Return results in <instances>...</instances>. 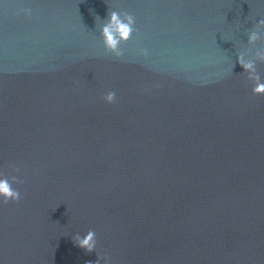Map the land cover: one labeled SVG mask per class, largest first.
Returning a JSON list of instances; mask_svg holds the SVG:
<instances>
[{"label":"water","instance_id":"obj_1","mask_svg":"<svg viewBox=\"0 0 264 264\" xmlns=\"http://www.w3.org/2000/svg\"><path fill=\"white\" fill-rule=\"evenodd\" d=\"M109 11L135 17L120 58ZM261 20L264 0H0V179L23 181L0 264H264Z\"/></svg>","mask_w":264,"mask_h":264},{"label":"clouds","instance_id":"obj_2","mask_svg":"<svg viewBox=\"0 0 264 264\" xmlns=\"http://www.w3.org/2000/svg\"><path fill=\"white\" fill-rule=\"evenodd\" d=\"M24 15H31V9H21ZM19 14V13H18ZM264 24V20L259 21ZM135 29V17L128 12L109 11L107 18L103 21L100 28V34L103 40V46L106 53L114 55L116 58H120L123 55L121 50L122 44H127L133 37ZM257 39L255 33H252L250 40ZM142 55L147 56V50H142ZM264 59V57H262ZM240 66L249 72H254L255 68L252 63L243 62L242 58H238ZM255 80V87L253 88V95L264 96V83L260 82L259 76L250 77ZM116 93L108 92L104 97V101L108 104L115 102ZM19 171V169H14ZM22 180H18L17 177H11V181L7 177L0 179V198L4 204L9 201L19 202L20 192L12 187L13 184H22ZM75 243L87 252H92L96 247V233L93 230H89L87 234L81 238L80 236L74 237Z\"/></svg>","mask_w":264,"mask_h":264}]
</instances>
